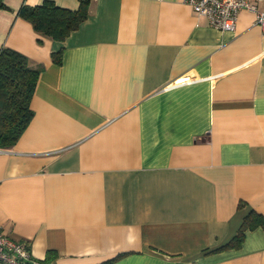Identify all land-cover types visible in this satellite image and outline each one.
I'll return each mask as SVG.
<instances>
[{"label":"crops","instance_id":"crops-1","mask_svg":"<svg viewBox=\"0 0 264 264\" xmlns=\"http://www.w3.org/2000/svg\"><path fill=\"white\" fill-rule=\"evenodd\" d=\"M42 1L0 7V47L41 67L32 118L0 149V230L35 264H264L261 226L215 250L250 209L264 215L255 14L218 30L184 0H90L56 41L18 15Z\"/></svg>","mask_w":264,"mask_h":264},{"label":"trees","instance_id":"trees-1","mask_svg":"<svg viewBox=\"0 0 264 264\" xmlns=\"http://www.w3.org/2000/svg\"><path fill=\"white\" fill-rule=\"evenodd\" d=\"M89 5L90 0H78V7L69 9L52 0H44L37 5H22L18 15L30 22L37 33L64 41L88 17ZM0 7H6L3 0H0ZM51 59L60 64L62 49L52 51ZM40 70V66H30L23 53L10 47H0V149L12 147L28 126L34 113L30 104ZM258 226L264 228V215L250 209L243 216L237 232L215 250L239 248L245 230ZM114 259L102 264H110Z\"/></svg>","mask_w":264,"mask_h":264},{"label":"built area","instance_id":"built-area-1","mask_svg":"<svg viewBox=\"0 0 264 264\" xmlns=\"http://www.w3.org/2000/svg\"><path fill=\"white\" fill-rule=\"evenodd\" d=\"M198 16L207 19L210 26L218 30H234L238 13L249 10L255 14V24L264 30V8L257 2L264 0H184ZM30 245L13 239L0 230V264H35Z\"/></svg>","mask_w":264,"mask_h":264}]
</instances>
